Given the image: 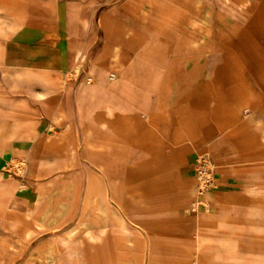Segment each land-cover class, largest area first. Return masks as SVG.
<instances>
[{
	"label": "crops",
	"instance_id": "0c3cea01",
	"mask_svg": "<svg viewBox=\"0 0 264 264\" xmlns=\"http://www.w3.org/2000/svg\"><path fill=\"white\" fill-rule=\"evenodd\" d=\"M16 158L4 264H264V0H1Z\"/></svg>",
	"mask_w": 264,
	"mask_h": 264
},
{
	"label": "built area",
	"instance_id": "2783aa9c",
	"mask_svg": "<svg viewBox=\"0 0 264 264\" xmlns=\"http://www.w3.org/2000/svg\"><path fill=\"white\" fill-rule=\"evenodd\" d=\"M24 163L21 161L17 163L18 173L22 174L24 171ZM196 176H197V190L200 194L206 193L208 190L216 186L215 182V164L207 154H200L196 159ZM198 205H202L203 201H199Z\"/></svg>",
	"mask_w": 264,
	"mask_h": 264
},
{
	"label": "rangeland",
	"instance_id": "374dc122",
	"mask_svg": "<svg viewBox=\"0 0 264 264\" xmlns=\"http://www.w3.org/2000/svg\"><path fill=\"white\" fill-rule=\"evenodd\" d=\"M1 1V0H0ZM22 162V163H24V159H11L3 168H1L0 169V171H2V172H4L5 174H7V176H9V177H16V178H22L23 176V174H24V171H22V174L20 173H18V170H17V168H16V166H17V163L18 162ZM24 165V167H25V163L23 164ZM2 235V233L0 232V236ZM4 251H7V250H5L4 248H2ZM9 250V249H8ZM10 250H11V248H10ZM4 251H3V253H4ZM3 253L1 254V256H0V264H4L3 262H2V255H3Z\"/></svg>",
	"mask_w": 264,
	"mask_h": 264
},
{
	"label": "bare ground",
	"instance_id": "6f19581e",
	"mask_svg": "<svg viewBox=\"0 0 264 264\" xmlns=\"http://www.w3.org/2000/svg\"><path fill=\"white\" fill-rule=\"evenodd\" d=\"M89 230V229H88Z\"/></svg>",
	"mask_w": 264,
	"mask_h": 264
}]
</instances>
